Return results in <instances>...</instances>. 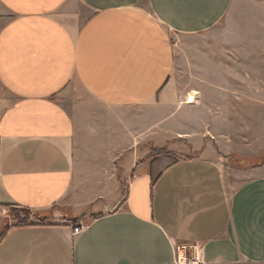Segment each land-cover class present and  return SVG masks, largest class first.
Here are the masks:
<instances>
[{
	"label": "crops",
	"instance_id": "obj_1",
	"mask_svg": "<svg viewBox=\"0 0 264 264\" xmlns=\"http://www.w3.org/2000/svg\"><path fill=\"white\" fill-rule=\"evenodd\" d=\"M232 4L0 0V264H264V162L228 156L264 152V50L196 46Z\"/></svg>",
	"mask_w": 264,
	"mask_h": 264
},
{
	"label": "rangeland",
	"instance_id": "obj_2",
	"mask_svg": "<svg viewBox=\"0 0 264 264\" xmlns=\"http://www.w3.org/2000/svg\"><path fill=\"white\" fill-rule=\"evenodd\" d=\"M175 39L179 45L183 44L181 43V39L178 40L177 37H175ZM225 45L235 47L233 56L242 64L241 66H237L243 67L242 69H246L248 73L254 75L257 73V67H259L260 64L259 55L261 49L264 50V0H233L230 11L225 19L216 27V29H214V32L197 39L196 46L204 48V52L200 55V62L204 63L209 56H213L211 52H207L206 48L211 47L213 49ZM194 93H197V98L199 95L198 91H193L190 94ZM190 94L187 99H189ZM93 111L98 115L105 114V109H101L100 112H97L96 109ZM101 122L102 118H98L97 123L101 124ZM180 140H183L178 144L180 148L173 150L169 154L171 159H178L185 156L186 151L185 149L181 150V148L189 147L187 146L189 145V142L186 138ZM166 151L165 147L155 148V145H151L152 156L164 153L167 154ZM228 156L231 159L230 161L232 164L238 163L251 166V164L259 162L261 158L264 159V152L254 161L244 157H237L235 154H230ZM11 211L12 209L10 208L8 212L10 219H12ZM18 211L20 212L21 210L18 209ZM21 217L23 218V216ZM32 219L33 217L30 215L29 220Z\"/></svg>",
	"mask_w": 264,
	"mask_h": 264
},
{
	"label": "trees",
	"instance_id": "obj_3",
	"mask_svg": "<svg viewBox=\"0 0 264 264\" xmlns=\"http://www.w3.org/2000/svg\"><path fill=\"white\" fill-rule=\"evenodd\" d=\"M264 162V159L261 158L259 162L257 163H253L251 164V166L253 165H259L262 164ZM21 211L19 212L18 209H12V219L15 220L17 222V224H25L27 222H29L30 220V215L32 214L31 210L29 209H20ZM33 215V214H32ZM23 216V218L21 217ZM34 217H36L38 222H44L45 220H47L50 216L49 215H39V214H34Z\"/></svg>",
	"mask_w": 264,
	"mask_h": 264
},
{
	"label": "built area",
	"instance_id": "obj_4",
	"mask_svg": "<svg viewBox=\"0 0 264 264\" xmlns=\"http://www.w3.org/2000/svg\"><path fill=\"white\" fill-rule=\"evenodd\" d=\"M84 226H75L73 229L74 234H79L83 230ZM174 264H206L202 262L196 255H190L188 252H181V249L177 247V257Z\"/></svg>",
	"mask_w": 264,
	"mask_h": 264
},
{
	"label": "bare ground",
	"instance_id": "obj_5",
	"mask_svg": "<svg viewBox=\"0 0 264 264\" xmlns=\"http://www.w3.org/2000/svg\"><path fill=\"white\" fill-rule=\"evenodd\" d=\"M196 95H197V93L190 94L188 101H189V102H193V101H195V100H196Z\"/></svg>",
	"mask_w": 264,
	"mask_h": 264
}]
</instances>
